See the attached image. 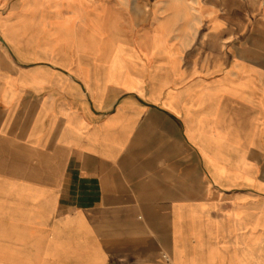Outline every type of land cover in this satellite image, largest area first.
Masks as SVG:
<instances>
[{
  "label": "crops",
  "instance_id": "0c3cea01",
  "mask_svg": "<svg viewBox=\"0 0 264 264\" xmlns=\"http://www.w3.org/2000/svg\"><path fill=\"white\" fill-rule=\"evenodd\" d=\"M0 264H264V0H0Z\"/></svg>",
  "mask_w": 264,
  "mask_h": 264
}]
</instances>
